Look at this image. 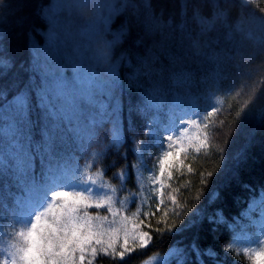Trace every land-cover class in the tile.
I'll list each match as a JSON object with an SVG mask.
<instances>
[{
    "label": "snow or ice",
    "instance_id": "1",
    "mask_svg": "<svg viewBox=\"0 0 264 264\" xmlns=\"http://www.w3.org/2000/svg\"><path fill=\"white\" fill-rule=\"evenodd\" d=\"M128 3L51 0L38 10L47 23V31L41 33L43 46L34 43L29 34L31 58L26 68L20 65L29 74L27 82L21 85L13 80L0 86V178L11 181L10 185L5 183V190L13 197V207L2 203L11 214V223L7 232L0 226V264H96L101 257L123 261L148 248L154 233H171L177 229L172 218L180 220L185 215L178 199V181L196 173L191 160L201 154L208 156L210 150L220 162L226 159L225 147L214 143L217 121L229 128L227 136L244 114L254 113L264 119V63L257 64L245 47L246 40H255L264 49V16L249 10L253 0H179L180 11L168 12L167 17L151 13L150 0H144L151 28L162 34L179 32L182 40L188 41L187 54L166 49L163 43L157 46L159 52L148 49L144 57L133 58L132 47L119 49L117 54L114 50L122 41L131 40L133 45L135 40L137 51L141 45L146 47L143 39L129 34L127 24L112 32L111 39L102 38L90 47L87 41L99 36L100 25L109 33L113 18ZM93 5L95 22L78 25L75 17ZM253 25L259 26V39ZM193 65L202 73L199 78ZM122 66L129 70L128 86L144 98L130 112L150 117L153 110L169 106L166 125L161 127L155 117L146 125L149 143L134 140V192L124 187L126 168L116 174L120 186L104 179L103 161L108 151H118L125 143L118 95ZM12 67L11 58H0V68L5 69L0 76H6ZM218 94L239 101L234 105L238 115L230 125L218 120L216 106L203 116L196 111L201 97H209L216 105L223 103ZM106 124L110 125L107 140L101 136ZM129 130H133L131 125ZM223 143L226 145L227 139ZM94 144L98 147L93 151ZM152 147H158L155 155ZM145 153L153 161L147 178L142 173ZM123 157L127 160V153ZM219 167L217 164L211 171L196 173L200 183L206 184ZM233 177L239 180V173ZM242 186L250 187L247 183ZM12 187L18 191H10ZM121 192L127 196L121 198ZM216 196L213 193V199ZM146 199L155 203L146 204ZM130 201L138 207L127 214ZM258 206L260 219H251ZM244 215L264 237V191L259 200H252ZM157 216L160 218L154 226L152 221ZM207 221L213 233L226 223L221 210ZM198 239L193 238L191 253L198 260L215 257L210 246L201 249ZM234 243L239 241L229 243L225 251L234 250ZM255 243L257 249L241 251L253 264H262L264 239L258 237ZM183 253L173 248L168 256ZM159 259L160 264H169L168 257Z\"/></svg>",
    "mask_w": 264,
    "mask_h": 264
},
{
    "label": "trees",
    "instance_id": "2",
    "mask_svg": "<svg viewBox=\"0 0 264 264\" xmlns=\"http://www.w3.org/2000/svg\"><path fill=\"white\" fill-rule=\"evenodd\" d=\"M152 2V0H150ZM51 0H4L2 8L3 14L0 15V29H3V39L0 40V58H11L13 67L7 70L6 76H0V86L11 83L13 80H19L21 85L28 80V73L24 71L20 65L28 66L31 58L29 50V34L33 37V42L39 46H43L44 37L41 33L47 31V23L42 16L38 14V10L42 7H47ZM163 3L168 12L173 10L180 11L178 7L179 0H163ZM177 7L174 9L173 5ZM23 5V7H19ZM250 11H253L257 16H264V0H253ZM240 9H236V16L239 17ZM122 24V18H115L110 25V32L107 36L111 39V33L119 30ZM132 47V41L121 43L117 50L128 49ZM259 64V63H257ZM197 71V78L202 73L192 66ZM5 69L0 68V73ZM129 70L122 66L120 69L121 87L118 95L121 103V121L123 127V135L125 143L117 151L110 149L107 157L103 161V166L106 167V175L104 179L115 186H120V179L116 176L121 169L126 168L128 173L124 182V187L128 190L136 191L137 175L135 174L132 164L136 161L133 155L134 140L142 143H149V137L146 136V125L155 117L160 126H164L168 122L169 106L163 105L160 109L153 110L150 117H144L136 111L137 105L143 103V97L136 88L128 86ZM260 77H258L259 79ZM195 91V89H193ZM222 95L223 103L216 105L209 97H201L197 103L196 111L201 115H205L213 106H216L219 111L217 113L218 120H224L225 125L233 123L238 115V109L234 107L239 101L233 100ZM233 110L228 111L229 108ZM131 125L132 131L129 130ZM110 125H105L101 136L105 140L108 139V129ZM229 128L220 125L217 121L215 126L214 143L217 146L225 147V157L223 162L218 158H214L210 154L205 156L201 154L196 159L191 160L196 173L200 171H211L220 165L219 170L214 175L208 178V182L204 185L200 183V176L196 173L180 178L178 183L181 191L178 193V199L181 201L185 215L180 220L172 218V222L176 223L177 229L171 233L163 232L160 234L154 233L153 239L148 248L139 250L126 257L123 261L118 258L113 260L110 257L98 258L96 264H160L162 257H168L169 264H181L186 260V264H253L252 259L244 254L241 250L244 248L257 249L255 241L260 237L257 225L252 224L247 213L248 208L253 199L259 200L264 191V119H261L257 114L249 113L240 117L239 122L231 130V134L226 136ZM227 139V144L224 145V140ZM97 145H93L92 150H97ZM153 155L158 152V147L150 149ZM127 153V160L123 154ZM240 158L237 160V156ZM84 158L80 160L83 165ZM153 161L147 158L142 162V173L147 178L150 175V169ZM233 173H239V180L233 177ZM11 184V181H6V178H0V226L4 231H8V225L11 223V214L2 207V203H7L9 208L13 207V197L7 195L5 183ZM249 184V188H243V184ZM12 192H17L18 189L12 187L9 189ZM213 193L217 196L213 199ZM121 198L127 196V192L118 194ZM146 204H154L155 200H145ZM138 204L130 201L127 206V214H131L137 210ZM218 210L223 211L226 219L225 224L217 226L216 232L208 230L207 217L213 215ZM95 212V210H90ZM261 209L258 206L251 212V219H260ZM101 210V215H103ZM157 216L152 223L155 226ZM111 219V217H109ZM202 221V222H201ZM191 225L189 227H186ZM231 225V227H229ZM199 237L198 243L201 249L211 247L215 253V257L202 256L199 260L191 253L190 244L194 237ZM234 243V250L225 251L229 243ZM173 248L184 250L183 255L169 257L168 254ZM264 264V262H262Z\"/></svg>",
    "mask_w": 264,
    "mask_h": 264
},
{
    "label": "clouds",
    "instance_id": "3",
    "mask_svg": "<svg viewBox=\"0 0 264 264\" xmlns=\"http://www.w3.org/2000/svg\"><path fill=\"white\" fill-rule=\"evenodd\" d=\"M117 6H121L117 3ZM151 13L160 16L164 14L167 17L168 11L163 3V0H152L151 2ZM95 8L96 6H91L88 10L83 11L75 17L76 23L78 25H90L95 22ZM115 18H122V24H127L129 28V34L136 38H141L145 41L146 47L144 45L139 46L137 51V46L135 45V40H133L132 51L133 58L136 56L144 57L147 55L148 49H153L159 52L157 47L163 43L166 49H171L173 51H182L188 53L189 45L186 39L182 40L179 32L174 35L162 34L159 31H155L151 28L149 23L150 13L146 10V5L144 0H129L127 6H125L124 11L116 15ZM239 18V17H238ZM112 20V22H113ZM254 31H256L257 39L261 37L258 25L252 26ZM108 32L104 31L103 25H100V34L98 37L87 41L90 47H95L100 39H106ZM182 46V47H181ZM245 47L248 51V55L252 57L256 63H264V49L258 47L255 40H246ZM166 58V57H165Z\"/></svg>",
    "mask_w": 264,
    "mask_h": 264
}]
</instances>
